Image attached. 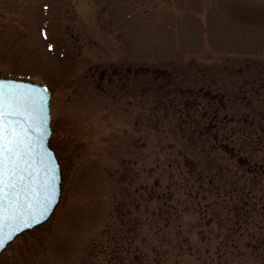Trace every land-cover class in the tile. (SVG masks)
Segmentation results:
<instances>
[{
    "label": "rangeland",
    "instance_id": "1",
    "mask_svg": "<svg viewBox=\"0 0 264 264\" xmlns=\"http://www.w3.org/2000/svg\"><path fill=\"white\" fill-rule=\"evenodd\" d=\"M0 76L50 90V145L62 165L52 217L15 239L0 264H128L133 254L162 264L142 254L167 188L176 207L156 231L170 237L163 264H252L259 255L264 264V245L253 248L264 243V172L252 202L243 177L264 171V0H0ZM181 112L204 127L225 116L232 132L220 154L231 170L214 176L213 205L207 179L180 166L172 130ZM244 114L258 152L236 128Z\"/></svg>",
    "mask_w": 264,
    "mask_h": 264
},
{
    "label": "trees",
    "instance_id": "2",
    "mask_svg": "<svg viewBox=\"0 0 264 264\" xmlns=\"http://www.w3.org/2000/svg\"><path fill=\"white\" fill-rule=\"evenodd\" d=\"M158 71V70H156ZM155 71V72H156ZM163 71V70H162ZM166 74H170V72L168 70L163 71ZM115 86V85H114ZM112 92V90H111ZM113 93V92H112ZM199 94V93H197ZM188 96H191L190 93H188ZM195 103H197V100L195 98V96H192ZM218 95H214L212 96V100L214 103L213 108H216V111L214 114H217V112H220V114H223L222 109L220 110V108L218 106H222V100H219ZM218 100V101H217ZM172 102V101H171ZM171 102H169L171 104ZM223 107V106H222ZM162 114H155L154 115V122H160V118H161ZM175 118L178 120L177 124H176V128L173 127L172 130V134L173 137L177 138V140H179L181 142V144H183V146H181V150H182V154H181V162H180V166L183 169V171L185 170V172L188 175H194L197 176L199 179L205 178V180L207 179V182L209 183V191L211 192L209 196V198L212 200L211 204H215L216 203V199H219L220 197V190L219 188L216 187L215 183H214V176H217L219 180H221L223 178V176L226 175V172H230L231 168L229 169L228 167H226V163L223 159L222 156H220V154L222 152H224V150H226L229 141H230V137L232 132H227V127H225L223 125L224 121H225V116H223L222 118H220V116H216V115H210L212 120H216L219 124L218 126L215 125H207V126H200L197 125L196 122L197 120L190 118V116H185L183 115V113L181 112V114L179 115H174ZM244 117L242 118H236V124H239V126L237 125V130L242 131L245 133V137L247 138L248 142H249V147L251 151H257L258 147H262V144L257 145L256 143H254L256 141V139L253 140V138H251L249 136L250 134V130L254 131V127H253V123L249 122V118H247V114L242 115ZM204 119H206V117H204ZM226 123V122H225ZM241 123V124H240ZM250 126H252V128L250 129L248 124ZM256 131V129H255ZM194 147H200L199 151L197 153H195ZM221 148L220 152L216 153L218 155L217 161L214 158L215 154L211 153L217 149V148ZM263 148V147H262ZM224 149V150H223ZM56 151V150H55ZM258 152V151H257ZM210 159L211 163L213 164V166L211 168H209V170H207L206 166L208 165V160ZM247 162H249L247 160ZM240 165V163H239ZM258 170V169H257ZM261 172H264L263 170H260V172H256V169L252 167L251 171L244 172V178H245V184H248V194L251 195V202L253 199H255V197H257L258 195L256 194V188H258V186L260 185V181H259V176L261 174ZM211 174V176H209ZM182 179L185 182H189V180L191 179L189 176H183ZM189 179V180H188ZM233 184V183H232ZM234 187H236V184L234 183ZM206 188V187H205ZM217 189V191H216ZM168 193H162V198L164 201V206H159L158 208V212L157 215L154 217L153 215L150 216V218H147V223H148V229L150 231H153V233L155 234V238L153 240L152 237L149 238V234L147 236V240L143 239L144 244L146 243V246L150 249H148L147 247V251L148 252H144L142 254L143 258L145 259V261L147 262L146 257L149 259L148 260H155L157 262H162V264L164 262L167 261V254H168V250L166 249V244L169 242V234L164 231V234L162 235V237L160 239H157L156 237V231L159 229L158 224L161 223L162 220V213L164 215V213H169L170 209H174L176 207L175 203H170L166 201V197L171 198V195H174L173 191L169 188H167ZM149 192V191H148ZM150 194V192H149ZM151 195V194H150ZM167 195V196H166ZM151 197H153L151 195ZM154 198V197H153ZM244 198V197H242ZM261 198V197H260ZM191 199L194 201L193 196L191 195ZM194 203L196 205L197 204L195 201ZM244 207V206H243ZM242 207V208H243ZM205 208V207H203ZM242 208H240V210H242ZM167 209L166 211H163ZM211 212V206L210 209H206V213L204 212V215H207L208 213ZM233 212L235 213V208H233ZM246 213V212H245ZM153 216V218H152ZM164 217V216H163ZM213 214L211 217V220H216L218 223H220L221 225L223 224V222H228L230 221V219L227 220V218H225V215L222 219H213ZM231 221L230 225L232 224L233 226L238 225V220L239 219H235ZM204 218H207L206 216H204ZM245 224L248 225L251 220L249 218H245L244 219ZM256 225V223H255ZM259 226H261L259 224ZM243 228V225H241V230ZM179 235H184L182 231L179 232ZM253 235V233H252ZM188 238V236H186ZM186 237L183 236V243L188 247V251L189 253L192 254L193 252V247L191 246L190 242H189V238L187 239ZM161 241V243H160ZM261 244L264 245V243L259 242L258 246L253 247L255 249H259V246L261 247ZM237 246H235L236 248ZM182 248V247H181ZM264 249V247H263ZM195 251V250H194ZM264 253V250H262ZM208 252V251H207ZM219 255H221L219 252H217ZM210 254V253H208ZM211 255V254H210ZM209 255V256H210ZM146 256V257H145ZM260 255L259 256H253V261L252 264H256L257 261L259 260ZM128 264H139V256L138 254H133L129 256V259L127 261ZM175 262H173L174 264ZM176 263H178V260H176Z\"/></svg>",
    "mask_w": 264,
    "mask_h": 264
},
{
    "label": "snow or ice",
    "instance_id": "3",
    "mask_svg": "<svg viewBox=\"0 0 264 264\" xmlns=\"http://www.w3.org/2000/svg\"><path fill=\"white\" fill-rule=\"evenodd\" d=\"M44 104V98L35 90L20 89L9 85L7 89L0 83V247L4 246L2 235L5 226L8 228L6 239L11 240L23 227H31L27 219L21 221L18 210L21 199L29 209L43 207L40 191L31 181L29 152V128L32 117ZM21 117H26L21 120ZM54 186L48 193L54 195ZM40 216L43 215L41 211ZM32 223H39L31 217Z\"/></svg>",
    "mask_w": 264,
    "mask_h": 264
},
{
    "label": "water",
    "instance_id": "4",
    "mask_svg": "<svg viewBox=\"0 0 264 264\" xmlns=\"http://www.w3.org/2000/svg\"><path fill=\"white\" fill-rule=\"evenodd\" d=\"M0 83L5 86V89L9 85H15L20 89L35 90L40 96L44 98V104L38 109L36 114L32 117V126L29 128V152L31 154L30 168L31 181L34 187H37L40 191V201L43 207H35L29 209L23 199H21V208L18 210V217L21 221L27 219V223L32 224L31 227H23L21 223L22 231L16 233L11 240L6 239L8 228L3 229L4 246L0 247V254L21 234L32 230L44 223H46L53 215L56 207L60 202L62 195L61 183L62 172L61 166L54 150L50 146V139L52 136L51 128V110L50 100L51 92L40 82H35L29 79L12 78L0 76ZM22 121L26 117L20 118ZM54 186V195L49 198L48 193ZM43 212L40 216L39 213ZM31 217L39 220V223H32Z\"/></svg>",
    "mask_w": 264,
    "mask_h": 264
}]
</instances>
